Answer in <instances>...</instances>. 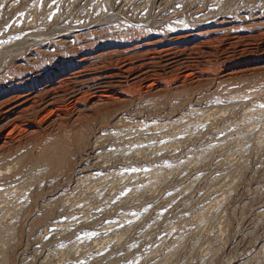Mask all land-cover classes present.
<instances>
[{"label":"rangeland","instance_id":"rangeland-1","mask_svg":"<svg viewBox=\"0 0 264 264\" xmlns=\"http://www.w3.org/2000/svg\"><path fill=\"white\" fill-rule=\"evenodd\" d=\"M0 264H264V0H0Z\"/></svg>","mask_w":264,"mask_h":264},{"label":"bare ground","instance_id":"bare-ground-1","mask_svg":"<svg viewBox=\"0 0 264 264\" xmlns=\"http://www.w3.org/2000/svg\"><path fill=\"white\" fill-rule=\"evenodd\" d=\"M170 55V54H169ZM169 60V59H168ZM96 77V76H95ZM99 77V76H98ZM105 77V76H104ZM93 78V77H92ZM102 78V77H101ZM115 82V81H114ZM98 83V82H97ZM96 85V84H95ZM100 85V84H99ZM97 86V85H96ZM95 87V86H94ZM16 127V126H15Z\"/></svg>","mask_w":264,"mask_h":264}]
</instances>
